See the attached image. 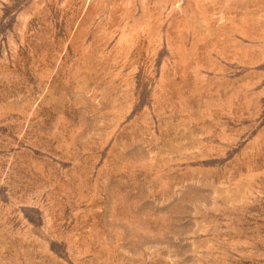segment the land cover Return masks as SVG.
Returning <instances> with one entry per match:
<instances>
[{
	"label": "rangeland",
	"instance_id": "rangeland-1",
	"mask_svg": "<svg viewBox=\"0 0 264 264\" xmlns=\"http://www.w3.org/2000/svg\"><path fill=\"white\" fill-rule=\"evenodd\" d=\"M0 264H264V0H0Z\"/></svg>",
	"mask_w": 264,
	"mask_h": 264
}]
</instances>
